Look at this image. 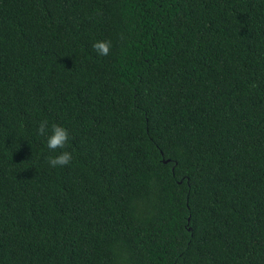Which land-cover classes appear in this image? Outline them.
Returning a JSON list of instances; mask_svg holds the SVG:
<instances>
[{
    "label": "trees",
    "instance_id": "obj_1",
    "mask_svg": "<svg viewBox=\"0 0 264 264\" xmlns=\"http://www.w3.org/2000/svg\"><path fill=\"white\" fill-rule=\"evenodd\" d=\"M0 264H264V0H0Z\"/></svg>",
    "mask_w": 264,
    "mask_h": 264
},
{
    "label": "clouds",
    "instance_id": "obj_2",
    "mask_svg": "<svg viewBox=\"0 0 264 264\" xmlns=\"http://www.w3.org/2000/svg\"><path fill=\"white\" fill-rule=\"evenodd\" d=\"M91 47L98 56H106L109 53L110 42L96 40L91 44ZM35 133L44 138L45 147L54 153V155L46 157L49 168H63L69 165L73 155L70 151L65 150L70 139L67 128L56 123H49L47 119H41L36 124Z\"/></svg>",
    "mask_w": 264,
    "mask_h": 264
}]
</instances>
